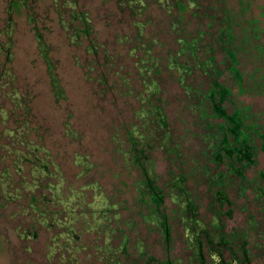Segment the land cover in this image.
Returning a JSON list of instances; mask_svg holds the SVG:
<instances>
[{
  "label": "rangeland",
  "instance_id": "rangeland-1",
  "mask_svg": "<svg viewBox=\"0 0 264 264\" xmlns=\"http://www.w3.org/2000/svg\"><path fill=\"white\" fill-rule=\"evenodd\" d=\"M222 2L264 25V0ZM214 5L0 0V264H264V230L248 231V216L260 219L249 191L231 199V216H218L199 186L196 217L187 219L164 186L178 166L155 140L144 165L165 190L163 233L161 212L141 201L140 168L131 163L128 131L135 128L136 141L146 133L140 113L155 96L165 100L173 133L191 128L182 123L176 73L164 67L176 39L204 30ZM202 11L207 18L197 21ZM155 62L151 72L160 73L149 77L160 92L147 100L140 71ZM189 146L195 141L185 137L179 149ZM258 160L264 169L262 152ZM186 188L194 195L190 181ZM215 232L227 239L223 250L210 238ZM237 246L241 263L230 256Z\"/></svg>",
  "mask_w": 264,
  "mask_h": 264
},
{
  "label": "trees",
  "instance_id": "trees-1",
  "mask_svg": "<svg viewBox=\"0 0 264 264\" xmlns=\"http://www.w3.org/2000/svg\"><path fill=\"white\" fill-rule=\"evenodd\" d=\"M214 3L213 14L207 18L206 12L202 11L197 18V21L209 19L205 29L199 28L193 34L186 33V38H177L178 47L164 67L176 73L174 82L180 89L182 123L191 128H185L178 135L173 133L163 108L165 100L155 96L160 92L159 85L149 77L160 73L159 69L154 70V74L151 72L157 63L142 69L145 91L150 93L147 100L155 96L158 103L147 101L146 111L140 113L141 129L146 133L139 134L136 141L135 128L128 131L131 163L140 168L141 201L147 200L153 206L151 212H161L164 187L157 184L151 169L144 165L148 147L153 141H160L156 144L167 155H172V163L178 166V173L169 174L164 186L169 187L179 213L189 220L196 217L198 207L194 196L199 186L203 187L202 193L208 200L206 209L218 216H231V199L248 198L249 191L253 204L259 206L257 215L260 219L254 220L249 215L248 231L259 234L264 230V169L256 168L259 153L264 154V25L258 18L244 19L242 7L234 10L219 5L224 4L222 0H214ZM213 27L216 30L212 31ZM180 55L184 57L183 61L178 59ZM248 96L261 97L263 104L247 103L243 97ZM185 137L195 141L191 150L190 146L179 149ZM188 181L194 195L186 188ZM224 205H229L228 209L222 210ZM244 210L246 206L241 207V211ZM161 215L164 233L169 224L167 215L163 212ZM210 238L223 250L221 243L227 239H223L222 234L215 232ZM259 238L262 241L259 248L263 251L264 232ZM238 250V246L235 251L230 249V256L241 263L245 257L237 258Z\"/></svg>",
  "mask_w": 264,
  "mask_h": 264
}]
</instances>
